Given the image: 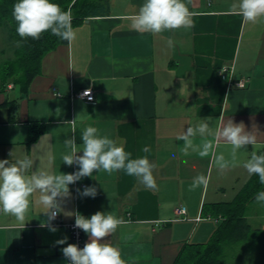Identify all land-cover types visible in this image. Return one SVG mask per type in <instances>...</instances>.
<instances>
[{"label": "crops", "instance_id": "0c3cea01", "mask_svg": "<svg viewBox=\"0 0 264 264\" xmlns=\"http://www.w3.org/2000/svg\"><path fill=\"white\" fill-rule=\"evenodd\" d=\"M144 2L109 0L108 15L73 25L75 40L44 57L28 92L0 83V160L27 155L33 171L74 173L79 166L62 161L68 151L63 142L74 138L82 148L81 132L94 126L122 142L131 158L147 156L156 165L157 189L124 171H94L69 185L68 197L57 198L62 211L49 226H43L47 209L36 193L23 229L0 213V264H68L62 251L72 243L66 224L74 213L90 218L97 211L128 221L101 241L117 247L126 264H174L187 244L207 243L218 228L220 218L209 206L234 201L253 176L242 165L252 151L264 154V18L250 23L230 14L236 0H183L196 13L191 28L140 33L127 17ZM242 79L243 88L229 86ZM88 88L95 102L74 96ZM221 117L257 135L256 145L239 150L236 166L223 172L210 157L183 155V141L176 139L201 119L209 118L215 130ZM34 125L44 132L29 144ZM216 151L230 159L231 145L221 143ZM200 174L209 177L208 185L189 191ZM83 186L94 187L95 197L83 196ZM255 205L251 212L264 222V203ZM180 207L187 210L183 220L176 214ZM65 237L67 243H57Z\"/></svg>", "mask_w": 264, "mask_h": 264}, {"label": "clouds", "instance_id": "9594fccd", "mask_svg": "<svg viewBox=\"0 0 264 264\" xmlns=\"http://www.w3.org/2000/svg\"><path fill=\"white\" fill-rule=\"evenodd\" d=\"M229 13L242 17L244 22L257 23L264 18V0H236L229 8ZM13 19L16 22V33L21 40L16 42L20 47L27 38L39 40L43 33L67 41L69 45L75 40L76 33L72 26V12L51 0H17L13 5ZM196 15L189 11L183 0H145L138 12L127 17L131 27L140 33L159 34L165 31L188 29L193 26L192 17ZM84 95H89L88 91ZM89 98H91L89 96ZM226 98V97H225ZM221 123L213 130L209 118L201 119L195 126H189L186 131L177 134L176 139L183 141L180 147L183 155L196 154L200 158L210 157L212 164L221 172L236 166L237 152L246 145L255 146L257 135L245 130V125L234 123L231 119ZM75 132V120L70 122ZM199 137V143L196 138ZM211 137V138H209ZM83 144L78 148L74 138L65 139L64 146L68 151L62 154L64 164L78 165L79 170L74 173L53 174L47 171H33L34 161L25 155L14 162L0 160V213L14 217L22 229L30 207V197L39 193L38 203L47 210L48 221L43 226H49L62 211L61 201L57 198H66L70 195L69 185L92 176L94 171H104L112 174L124 171L128 176L136 177L147 189L156 190L157 183L153 175L156 168L147 156L131 158L122 142L102 136L99 129L88 126L81 132ZM221 143L231 145L230 159L223 153L217 154ZM143 151H149L147 147ZM82 152V155H77ZM12 155V153H11ZM175 158V155H173ZM243 168L249 175H256L259 182L264 184V154L252 151L250 158L243 163ZM209 177L204 174L194 177L189 191L206 187ZM83 196L95 197L96 189L86 187ZM256 201L264 203V191L256 196ZM71 215H73L71 213ZM75 215V227L83 230L89 236V242L81 249L76 244L68 243L62 249L63 255L70 264H126L119 249L109 242H101L105 237L112 235L117 229L128 223L114 212L97 211L90 218L79 212ZM10 227L5 226V230ZM55 227L50 231L55 232ZM58 244L67 243V237L57 241Z\"/></svg>", "mask_w": 264, "mask_h": 264}, {"label": "trees", "instance_id": "16d2710c", "mask_svg": "<svg viewBox=\"0 0 264 264\" xmlns=\"http://www.w3.org/2000/svg\"><path fill=\"white\" fill-rule=\"evenodd\" d=\"M17 0H0V25L4 31L10 26V39L21 40L16 33L13 19V5ZM72 12V26L93 17L109 14V0H51ZM68 44L50 32L42 34L39 40L27 38L17 47V59L0 68L2 86L12 84L21 91L28 92L33 80L42 72V61L46 55L59 46ZM44 127H32L29 144L35 143L43 134ZM264 191V184L254 175L240 190L234 201L209 206L211 215L219 217V226L211 239L204 244H187L178 255L174 264H223L224 256L230 249L245 244L250 253L257 251L264 255V231L254 229L248 221L251 208L257 203L256 196ZM206 214H208L206 212ZM241 248V247H240Z\"/></svg>", "mask_w": 264, "mask_h": 264}, {"label": "rangeland", "instance_id": "374dc122", "mask_svg": "<svg viewBox=\"0 0 264 264\" xmlns=\"http://www.w3.org/2000/svg\"><path fill=\"white\" fill-rule=\"evenodd\" d=\"M11 31L12 28L10 26L6 31H4L3 26L0 25V68H3L9 62L17 59V55L15 53L17 48L16 40L15 38L13 40L10 39L12 34ZM253 208L257 209L258 207L254 205L252 209ZM262 216V214H254L250 212L248 217L254 218L249 220L254 228L258 227L264 231L261 227V224L264 223L261 221L263 218ZM240 247L227 251L224 256L223 264H264V255H262V253H259L258 251L256 253L254 252V254L250 253L245 244L240 245Z\"/></svg>", "mask_w": 264, "mask_h": 264}, {"label": "built area", "instance_id": "2783aa9c", "mask_svg": "<svg viewBox=\"0 0 264 264\" xmlns=\"http://www.w3.org/2000/svg\"><path fill=\"white\" fill-rule=\"evenodd\" d=\"M227 72H230V70L229 69H223L222 70V73H227ZM245 82H246V79H242V80H239L237 82H230L229 86L230 87L234 86L236 88H243L245 86ZM86 91H88V93H89V95H87V96L84 95V93ZM74 96L78 97V98H80V99H82L88 103L95 102V92L92 88L81 90L77 94H75ZM89 96L91 98H89ZM83 187L85 188V186H83ZM176 214H177L179 220H183L187 214V210L185 207H180L176 210ZM58 217H59V215L56 218H58ZM66 228L69 231L72 244H76V245H78L79 248L82 249L85 246V244L88 242V240L86 238V233L83 230L75 227V220L69 224H66ZM68 264H70V261Z\"/></svg>", "mask_w": 264, "mask_h": 264}]
</instances>
